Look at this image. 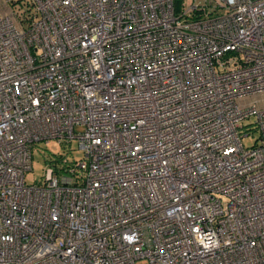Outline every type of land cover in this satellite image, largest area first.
Instances as JSON below:
<instances>
[{
  "label": "built area",
  "instance_id": "built-area-1",
  "mask_svg": "<svg viewBox=\"0 0 264 264\" xmlns=\"http://www.w3.org/2000/svg\"><path fill=\"white\" fill-rule=\"evenodd\" d=\"M141 260L264 264V0H0V264Z\"/></svg>",
  "mask_w": 264,
  "mask_h": 264
},
{
  "label": "rangeland",
  "instance_id": "rangeland-1",
  "mask_svg": "<svg viewBox=\"0 0 264 264\" xmlns=\"http://www.w3.org/2000/svg\"><path fill=\"white\" fill-rule=\"evenodd\" d=\"M250 122L252 121L249 120ZM249 138H243L244 145H251L254 143L259 134L256 130L252 129ZM32 155V170L26 173L27 183H40L43 179L44 169L54 157L70 156L71 158L79 159L82 157L83 152L78 148L75 141L68 143L65 141H58L56 139H50L48 141H39L35 144ZM137 264H146L145 260L139 261Z\"/></svg>",
  "mask_w": 264,
  "mask_h": 264
}]
</instances>
